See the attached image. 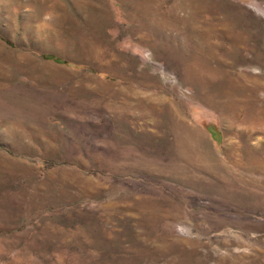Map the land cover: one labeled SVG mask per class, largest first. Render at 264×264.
Here are the masks:
<instances>
[{
	"label": "rangeland",
	"instance_id": "1",
	"mask_svg": "<svg viewBox=\"0 0 264 264\" xmlns=\"http://www.w3.org/2000/svg\"><path fill=\"white\" fill-rule=\"evenodd\" d=\"M0 264H264V0H0Z\"/></svg>",
	"mask_w": 264,
	"mask_h": 264
}]
</instances>
